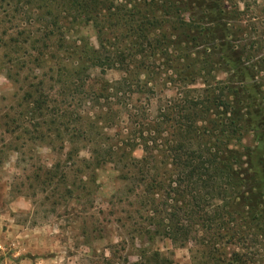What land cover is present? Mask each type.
Here are the masks:
<instances>
[{"label":"trees","instance_id":"trees-1","mask_svg":"<svg viewBox=\"0 0 264 264\" xmlns=\"http://www.w3.org/2000/svg\"><path fill=\"white\" fill-rule=\"evenodd\" d=\"M52 1L60 3L55 7L58 11L51 9L47 0H12V8L15 17L28 13L34 21L46 23L39 29L44 35L38 40L51 39L58 32L60 48L67 44V35L59 32L67 29L59 22L62 15L70 17L72 13L77 22L97 24L100 14L106 25L112 22L103 6L106 0ZM144 1L150 7L161 4L158 7L169 23L172 18L183 20L182 12L191 13L198 23H187L190 35L192 27H197L205 30L198 34L205 38L220 25V18L207 16L212 10L221 11L219 0ZM33 4H37L35 9L30 8ZM198 8L201 15L196 17ZM110 13L118 16L119 11ZM176 23L174 27H178ZM198 35L191 37L197 39ZM21 43L14 39V53L19 60L24 57L25 63L31 53ZM158 43L162 41L156 40L153 46L147 43L150 51L146 43L134 49L116 48L104 41L99 49L85 44L78 49L79 61L74 67L64 65V60L60 63L57 74L64 96L62 106L48 93L44 80L30 83L32 91L27 92V99L32 111L42 116L34 125L35 132L49 147L58 146L62 152L69 149L65 154L69 159L87 149L88 159L77 167L80 171L112 165L139 203L136 213L147 220L146 225L131 229L132 233L151 239L162 235L180 245L194 239L207 247L203 254L214 264L246 263L237 252L231 258L221 255V242L247 244L249 249L254 244L256 249L248 253L252 262L264 250V101L256 104L249 81L245 85L244 80L234 81L241 68L237 64L230 63L228 71L232 74L225 82L209 79L213 66L206 67L202 87H194L196 75L205 69L186 74L188 63L170 64L168 47L156 51ZM35 50L41 59L44 50L39 46ZM232 51L224 49V59L232 60L233 54H227ZM205 52L207 64H213L211 47ZM157 57H163V63ZM177 58L183 59L182 53ZM91 68H99L102 74L118 70L122 76L112 82L90 83ZM168 86L173 87L174 95L165 93ZM248 125L256 144L242 152L233 149L235 143L242 142ZM138 148L143 151L141 157L135 156ZM241 205L242 210L247 205L245 214ZM241 214L248 219L242 232V226L236 230ZM152 255L155 261L162 258L159 251Z\"/></svg>","mask_w":264,"mask_h":264},{"label":"rangeland","instance_id":"rangeland-1","mask_svg":"<svg viewBox=\"0 0 264 264\" xmlns=\"http://www.w3.org/2000/svg\"><path fill=\"white\" fill-rule=\"evenodd\" d=\"M47 2L54 10L60 4ZM219 3H222L221 11L212 10L207 14L211 20L220 18L219 27L215 26L204 39L198 34L205 30L192 27L191 35H198L192 39L187 23L198 21L189 12H182L183 20L172 18L169 23L158 7L161 4L150 7L144 0H106L103 6L112 19L107 25L100 14L97 24L77 22L72 13L70 17L66 14L60 17L61 25L67 27L64 31L59 29L67 35V44L60 48L58 32L51 39L38 40L44 35L39 29L46 23L34 21L28 13L15 17L12 0H0V264H166L165 261L167 264H214L203 254L207 247L194 239L180 245L162 235L151 239L143 233H132L131 229L146 225L147 220L136 213L139 203L130 196L127 182L119 179L111 164L78 170L83 159H88L85 148L79 157L69 159L65 155L69 149L62 152L58 146L49 147L35 132L34 125L42 116L32 111L27 92L32 91L30 83L42 79L48 93L62 106L64 96L58 69L63 60L64 65L74 67L79 61V48L86 44L99 49L104 41L122 49H134L139 43H146V50L150 51L148 44L153 46L160 40L162 43L157 44L156 51L167 46L172 58L170 64L188 63L186 74L205 69L196 75L198 82L194 87H202L201 76H206L209 69L206 67L213 66L209 79L225 82L232 74L228 71L230 63L239 65L242 71L240 68L234 74V81L244 80L243 85L249 81L250 92L257 98L256 104H260L264 101V0H219ZM36 7L37 4L30 6ZM197 10L196 17L201 15ZM114 11H119L118 16L110 13ZM175 21L178 27L173 26ZM15 38L31 53V56L27 54L25 63L24 57L20 55L19 60L14 53ZM201 41L205 42L201 44ZM37 46L45 52L41 59L35 50ZM207 47H211L213 64H207ZM228 48L234 50L227 53L233 54L232 60L224 59L223 50ZM179 53L183 59L177 58ZM157 58L163 63V57ZM89 74L90 83L112 82L122 76L118 70L102 74L99 68H91ZM168 87L165 93L174 95L173 87ZM247 127L242 142L235 143L233 149L242 152L256 144L254 131ZM142 155V149L138 148L135 156ZM246 207L242 210L241 205L244 214ZM237 209L240 210V205ZM241 217L236 230L242 226V232L248 219L243 214ZM221 245V255L231 258L237 252L246 261L234 264H264V250L251 262L252 256L248 253L254 252V244L251 249L241 243L221 242ZM154 251L161 253L160 261L152 258Z\"/></svg>","mask_w":264,"mask_h":264}]
</instances>
